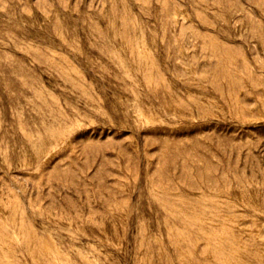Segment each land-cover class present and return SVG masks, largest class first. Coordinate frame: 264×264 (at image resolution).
<instances>
[{"label":"rangeland","instance_id":"1","mask_svg":"<svg viewBox=\"0 0 264 264\" xmlns=\"http://www.w3.org/2000/svg\"><path fill=\"white\" fill-rule=\"evenodd\" d=\"M0 264H264V0H0Z\"/></svg>","mask_w":264,"mask_h":264}]
</instances>
